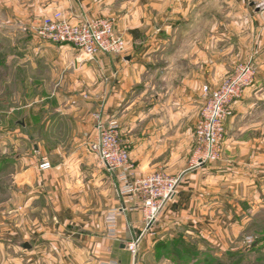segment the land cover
Listing matches in <instances>:
<instances>
[{
  "label": "crops",
  "instance_id": "0c3cea01",
  "mask_svg": "<svg viewBox=\"0 0 264 264\" xmlns=\"http://www.w3.org/2000/svg\"><path fill=\"white\" fill-rule=\"evenodd\" d=\"M196 1L0 7V132L13 140L6 158L0 136V179L12 177L0 188V264H174L163 248L177 240L220 255L244 247L242 206H257L264 175V105L251 97L264 90L253 84L234 104L220 161L192 167L194 130L205 87L217 90L240 62L256 65L258 77L264 71V12L239 0L241 9L228 15L229 0L219 11L214 0ZM60 10L74 22L115 18L124 54L90 59L72 45L42 41V18ZM111 122L129 148L132 181L159 171L180 180L154 235L143 232L140 199L118 196L116 175L88 150L98 125ZM45 161L51 169H40ZM138 239L133 256L127 246Z\"/></svg>",
  "mask_w": 264,
  "mask_h": 264
},
{
  "label": "built area",
  "instance_id": "2783aa9c",
  "mask_svg": "<svg viewBox=\"0 0 264 264\" xmlns=\"http://www.w3.org/2000/svg\"><path fill=\"white\" fill-rule=\"evenodd\" d=\"M115 18L82 19L74 22L64 11H55L44 16L37 30L38 37L52 44H67L78 49L83 55L94 59L97 55H122L125 42L118 34ZM252 63L240 64L217 90L204 88L205 104L195 128L197 150L192 167L197 168L221 160L226 146V122L234 114V104L243 98L245 91L256 79ZM97 134L87 144L103 168L115 174L118 181L117 193L121 198L138 197L144 217V234L154 235L153 227L168 203L176 196L180 180L159 171L132 181L130 172L133 165L130 152L121 137L119 125L111 122L99 124ZM41 170L51 169L45 161ZM116 212L109 222V231L114 235ZM140 240L127 246L136 256ZM99 264H121L109 260Z\"/></svg>",
  "mask_w": 264,
  "mask_h": 264
},
{
  "label": "rangeland",
  "instance_id": "374dc122",
  "mask_svg": "<svg viewBox=\"0 0 264 264\" xmlns=\"http://www.w3.org/2000/svg\"><path fill=\"white\" fill-rule=\"evenodd\" d=\"M204 1L205 0H197L196 2L199 5L201 2L204 3ZM221 2H223V1L222 0H214L212 8L216 11H219L220 10L219 8L222 7V6H220ZM0 3L2 4V5H0V7L6 6L7 4L13 3V0H0ZM239 4H240L239 0L227 1L226 8L229 11L228 15L240 10L241 8H240ZM241 5L245 9H249V8L256 9L257 8V9H259V11L261 13L264 12V0H243ZM261 22H263V24H264V18H262ZM38 28H37V30H38ZM37 30H36V32H37ZM260 55L262 56V60H264V57H263L264 54H263L262 50H261ZM245 63H250V62L247 61ZM245 63L240 62L237 64V66L240 64H245ZM237 66L235 67V69L237 68ZM254 67H255L256 72H257L256 82L254 84H256V86H258V88H260L261 90L262 89L264 90V71H262L261 76L258 77V68L256 67V65H254ZM235 69H234V71H235ZM234 71H233V73H234ZM232 74L228 75V77H230ZM222 82H221V84H222ZM221 84H220V86H221ZM8 86H11V85H8ZM12 87H13V85H12ZM12 87L11 88L7 87V90L4 91L5 93H8L9 96L12 93H13V95L15 94L14 93L15 89H12ZM6 101L10 102V99L8 100V98H7ZM251 102L255 105L256 104L257 105H264V91L261 93L260 96L251 97ZM204 103H205V101H204ZM201 112H202V110H201ZM5 115L8 116V114H5ZM260 116H261L260 121L264 122V113L260 114ZM0 121H2V120H0ZM198 122H197V124H198ZM0 124H2L3 127L6 126L5 123H3V121L0 122ZM2 131H4V132H0V136L4 135L3 138H5L4 139V142H5L4 152L6 151L5 157L10 158L12 156V146H13L12 135H9L8 129H3ZM194 132H195V130H194ZM225 149H226V146H225ZM7 160L8 159H5V164L8 163ZM11 182H12V177L10 176V174L6 173L5 176H1L0 188L9 187ZM261 187L262 188H261L260 192L258 193V195L256 196V194H255V197L259 198L257 206H255V208H251L247 205L242 206V212L244 213L243 214L244 219H245V221L247 220L244 231L241 235V239H242V241H244V247L241 250H238L237 252H232L231 254H228V255H220L215 250H212L213 252L206 251L207 255L209 257H211L212 259H214L215 264H264V175L263 174L261 177ZM256 200H257V198H256ZM169 259L174 264H184V263L186 264V262L182 261L179 257H176V256L169 257Z\"/></svg>",
  "mask_w": 264,
  "mask_h": 264
},
{
  "label": "trees",
  "instance_id": "16d2710c",
  "mask_svg": "<svg viewBox=\"0 0 264 264\" xmlns=\"http://www.w3.org/2000/svg\"><path fill=\"white\" fill-rule=\"evenodd\" d=\"M163 249L169 257H179L186 264H215L214 259L209 257L206 252H200L193 244L183 240L165 245Z\"/></svg>",
  "mask_w": 264,
  "mask_h": 264
}]
</instances>
